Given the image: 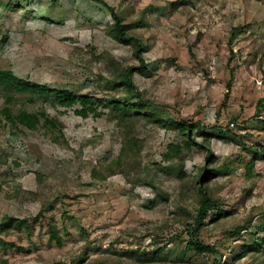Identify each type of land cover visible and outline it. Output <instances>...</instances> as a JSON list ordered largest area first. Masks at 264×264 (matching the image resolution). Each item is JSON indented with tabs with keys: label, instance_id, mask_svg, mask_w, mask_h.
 <instances>
[{
	"label": "rangeland",
	"instance_id": "374dc122",
	"mask_svg": "<svg viewBox=\"0 0 264 264\" xmlns=\"http://www.w3.org/2000/svg\"><path fill=\"white\" fill-rule=\"evenodd\" d=\"M103 1L144 45L146 69L134 75L149 104L142 114L200 122L215 134L219 164L233 162L232 175L211 183L221 205L198 239L221 264H264V0ZM112 22L93 0H0V70L78 95L125 97L113 80L138 61L135 45L108 36ZM13 110L44 111L64 129L0 124V264H213L215 256L188 247L185 229L201 196L193 176L204 151L194 148L183 165L165 162L179 133L148 121L136 127L139 163L163 181L158 198L144 173L134 171V184L121 174L91 178L120 153L123 135L109 110L85 119L29 95L16 96ZM180 186L193 188L188 198ZM52 222L61 246L50 238Z\"/></svg>",
	"mask_w": 264,
	"mask_h": 264
},
{
	"label": "trees",
	"instance_id": "16d2710c",
	"mask_svg": "<svg viewBox=\"0 0 264 264\" xmlns=\"http://www.w3.org/2000/svg\"><path fill=\"white\" fill-rule=\"evenodd\" d=\"M99 2L107 8L111 14L113 22L107 30L109 37L123 45H135L134 56L138 61L137 66H128L123 73L113 80L116 88L126 91L125 97L114 101L96 98L90 95H78L67 89L51 88L48 85L34 83L15 75L12 71L0 70V98L4 100V107L0 110V124L5 121L7 125L13 128H25L30 131H36L39 127H45L49 131H57L62 134L64 125L57 119L50 117L46 112H29L26 110H13L16 96L29 95L30 97L52 98L56 106L65 110H73L81 118L102 117L105 111L115 118L117 127L121 130L123 138L121 142L120 153L111 159L105 160L99 166H95L91 172V178L94 181L106 182L109 176L115 174L123 175L131 184L136 183L132 177L134 173H144L145 185L156 192V197L161 196L163 185L159 173H152L147 166L142 167L139 158L142 155V140L136 134V127L143 121H148L159 125V127L178 132L183 138L181 142H175L168 145L162 159L168 163L185 164L188 156L194 148L205 152V161L199 166V171L193 176L194 187L200 192V199L195 210V215L190 224H186V233L189 235L188 247L198 254L215 256L213 264H221V256L218 250L212 245L205 244L198 239L201 231L209 229L207 220L210 212L219 209L221 199L212 189L211 183L219 175H232L234 172L233 162L226 160L224 164H219L220 160L212 149L211 139L215 137L214 132H207L203 129L200 122H191L186 120H175L172 118H161L155 114H142L148 109V103L143 100L134 83V75L138 71L146 69L144 59V45L141 40L133 35L129 26L118 15L114 8L110 7L103 0H93ZM229 86H231L229 84ZM264 103V98L259 101V107ZM133 113H136L133 115ZM201 138V140H200ZM57 143L59 139H54ZM160 167V166H159ZM255 172V160L246 165V180L253 178ZM183 171L179 173V181L182 180ZM192 187L188 189L180 186L178 189L179 197L190 195ZM218 216L225 217L226 214L219 212ZM210 223H215L217 218H213ZM27 221H19L21 225H28ZM246 229V228H244ZM50 238L59 246L63 244V237L57 225L52 222L49 224ZM264 240V238L262 239Z\"/></svg>",
	"mask_w": 264,
	"mask_h": 264
}]
</instances>
